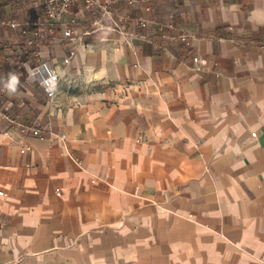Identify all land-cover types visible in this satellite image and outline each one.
I'll list each match as a JSON object with an SVG mask.
<instances>
[{
  "label": "crops",
  "instance_id": "crops-1",
  "mask_svg": "<svg viewBox=\"0 0 264 264\" xmlns=\"http://www.w3.org/2000/svg\"><path fill=\"white\" fill-rule=\"evenodd\" d=\"M97 2L76 42L0 43L64 72L0 81L40 129L0 114V264H264V0Z\"/></svg>",
  "mask_w": 264,
  "mask_h": 264
},
{
  "label": "built area",
  "instance_id": "built-area-1",
  "mask_svg": "<svg viewBox=\"0 0 264 264\" xmlns=\"http://www.w3.org/2000/svg\"><path fill=\"white\" fill-rule=\"evenodd\" d=\"M109 4L100 5L97 0H0V43L13 46L15 44L31 48L34 57L39 56L40 46L46 38H55L59 29L67 40L76 42L81 37L75 34L74 26L78 25L79 7L85 6L87 11L95 7L101 8L104 15H111ZM69 16V18H67ZM98 29H103L100 21H95ZM195 67L202 70L204 60L200 56L193 57ZM69 61V58H66ZM25 69V81L30 85L41 86L47 97L54 101L64 72L49 60H26L22 63ZM7 87L0 83V114L11 124L17 121L6 113L2 100ZM24 133L39 135L40 129L28 124L17 123ZM25 150L23 149V152Z\"/></svg>",
  "mask_w": 264,
  "mask_h": 264
},
{
  "label": "trees",
  "instance_id": "trees-1",
  "mask_svg": "<svg viewBox=\"0 0 264 264\" xmlns=\"http://www.w3.org/2000/svg\"><path fill=\"white\" fill-rule=\"evenodd\" d=\"M0 55L2 59L0 60V81H4L10 78L11 74L23 73L24 69L22 67H12L4 55V50L0 49ZM23 61L26 59L24 56L20 57Z\"/></svg>",
  "mask_w": 264,
  "mask_h": 264
},
{
  "label": "rangeland",
  "instance_id": "rangeland-1",
  "mask_svg": "<svg viewBox=\"0 0 264 264\" xmlns=\"http://www.w3.org/2000/svg\"><path fill=\"white\" fill-rule=\"evenodd\" d=\"M24 55H25L24 53L21 54V56H24ZM13 59H15V57H13L10 61L12 62ZM108 264H120V263H108ZM122 264H127V263H122Z\"/></svg>",
  "mask_w": 264,
  "mask_h": 264
}]
</instances>
